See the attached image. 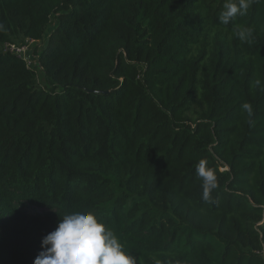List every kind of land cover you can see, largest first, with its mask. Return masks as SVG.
Returning a JSON list of instances; mask_svg holds the SVG:
<instances>
[{
	"label": "trees",
	"instance_id": "trees-1",
	"mask_svg": "<svg viewBox=\"0 0 264 264\" xmlns=\"http://www.w3.org/2000/svg\"><path fill=\"white\" fill-rule=\"evenodd\" d=\"M224 2L0 0V264L85 211L135 264H264V2Z\"/></svg>",
	"mask_w": 264,
	"mask_h": 264
},
{
	"label": "clouds",
	"instance_id": "clouds-1",
	"mask_svg": "<svg viewBox=\"0 0 264 264\" xmlns=\"http://www.w3.org/2000/svg\"><path fill=\"white\" fill-rule=\"evenodd\" d=\"M253 2L264 0H225L220 22L228 25L237 15H246ZM252 33L251 28H240L236 35L241 41L251 43ZM252 86L264 90L259 78L253 81ZM241 109L249 118L252 117L250 103L243 102ZM195 173L202 181V199L209 201L212 190L217 187L216 172L202 158L196 165ZM40 247L33 264H135L116 234L90 211L63 215L55 229L41 238Z\"/></svg>",
	"mask_w": 264,
	"mask_h": 264
},
{
	"label": "built area",
	"instance_id": "built-area-1",
	"mask_svg": "<svg viewBox=\"0 0 264 264\" xmlns=\"http://www.w3.org/2000/svg\"><path fill=\"white\" fill-rule=\"evenodd\" d=\"M30 42H33V40H30ZM3 48L4 51H9L17 54L18 56H21L28 66H32L35 64V59L32 57L29 49L26 46H20L17 43L12 42L5 43Z\"/></svg>",
	"mask_w": 264,
	"mask_h": 264
},
{
	"label": "rangeland",
	"instance_id": "rangeland-1",
	"mask_svg": "<svg viewBox=\"0 0 264 264\" xmlns=\"http://www.w3.org/2000/svg\"><path fill=\"white\" fill-rule=\"evenodd\" d=\"M15 43H17L20 46H26L30 52L33 51L36 47L40 48V46H41L39 42H37V43L36 42H30V40H28L27 38L26 39L24 38L22 41H17ZM38 81L39 82L42 81V77H41L40 72L38 73Z\"/></svg>",
	"mask_w": 264,
	"mask_h": 264
}]
</instances>
